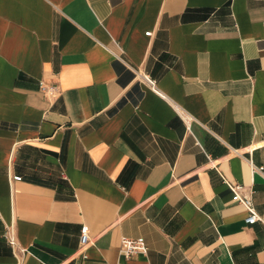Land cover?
Listing matches in <instances>:
<instances>
[{
	"label": "crops",
	"instance_id": "0c3cea01",
	"mask_svg": "<svg viewBox=\"0 0 264 264\" xmlns=\"http://www.w3.org/2000/svg\"><path fill=\"white\" fill-rule=\"evenodd\" d=\"M0 264H264V0H0Z\"/></svg>",
	"mask_w": 264,
	"mask_h": 264
},
{
	"label": "built area",
	"instance_id": "2783aa9c",
	"mask_svg": "<svg viewBox=\"0 0 264 264\" xmlns=\"http://www.w3.org/2000/svg\"><path fill=\"white\" fill-rule=\"evenodd\" d=\"M146 34H150V32H146ZM146 81L149 83L151 88L153 90L157 91L155 81L148 78L147 76H144ZM39 89L44 93H50L53 94L56 92V86L54 85H48L44 82H39ZM253 169H258L251 165ZM15 180H19L20 176H14ZM223 181L228 185L230 190L232 191V198L234 201L241 203L248 211V215L245 217L246 223H254L256 221H263V218L256 212L253 201H252V190H249L248 192L242 193V190L244 189V186L237 183V182H230L229 180L223 178ZM4 237L7 240V242L17 250L18 253L24 254L26 252V249L23 247H20L11 228L6 227L4 232ZM89 234H88V227L86 225H83L81 228V234H80V248L83 249L88 243H89ZM147 245L145 243V240L143 237H122L121 238V244L119 248V252L121 255H124L126 258H129L130 256L134 254H146L147 253Z\"/></svg>",
	"mask_w": 264,
	"mask_h": 264
}]
</instances>
